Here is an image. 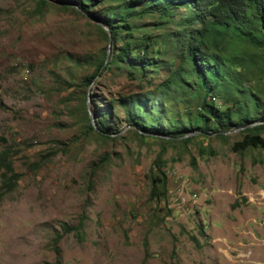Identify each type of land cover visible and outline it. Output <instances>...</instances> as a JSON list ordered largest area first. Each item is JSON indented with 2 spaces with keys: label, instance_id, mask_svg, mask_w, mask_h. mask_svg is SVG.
I'll return each mask as SVG.
<instances>
[{
  "label": "rangeland",
  "instance_id": "374dc122",
  "mask_svg": "<svg viewBox=\"0 0 264 264\" xmlns=\"http://www.w3.org/2000/svg\"><path fill=\"white\" fill-rule=\"evenodd\" d=\"M190 14L187 5L170 19L143 14L110 44L109 27L73 8L0 0V152L9 151L19 176L0 201V264H264V149L235 152L246 129L221 137L214 121L199 118L205 91L196 76L166 86L190 67L173 47ZM128 42L148 44L141 56L157 67L116 63L85 82ZM244 49L232 67L242 83L230 76L246 93L232 91L227 77L229 88L207 100L249 108L259 120L264 60L250 44ZM134 96L158 102L147 121L193 130L192 142L138 134L124 105ZM100 112L110 114L109 133L120 131L114 139L100 136ZM233 121L226 130L242 128ZM159 164L167 193L152 200Z\"/></svg>",
  "mask_w": 264,
  "mask_h": 264
},
{
  "label": "trees",
  "instance_id": "16d2710c",
  "mask_svg": "<svg viewBox=\"0 0 264 264\" xmlns=\"http://www.w3.org/2000/svg\"><path fill=\"white\" fill-rule=\"evenodd\" d=\"M49 0H41V5L45 6ZM52 2L61 4L64 9H75L83 15H88L92 20L99 22V28L103 30L102 25L111 29L112 37L116 41L123 32L130 34L133 30V19L146 13H159L165 18H174L179 7L185 5L191 9V14L187 23L188 29L178 32L173 42L174 49L178 46L181 48L183 63L189 65V69H181L183 73H173V77L167 81V84L176 83L181 87L184 84L185 75L196 76L198 88H203L204 102L200 106L199 118L207 124L214 121L219 127V136L230 132L225 126L231 125L234 117L239 119V126L246 127L253 125L255 122L264 123V111L260 114L259 120H255L254 110L242 108L234 112L231 108L221 110L222 105H216L207 100L220 89H228L225 86V80L230 78L232 91L243 92L239 86V75L232 70L233 66L244 62L245 47L250 44L252 47L262 53L264 60V0H51ZM117 5L111 4V9L103 12L95 11V8L103 3L115 2ZM114 7V9H112ZM140 11H137V10ZM102 24V25H101ZM117 24V25H116ZM104 32H106L104 30ZM107 33V32H106ZM107 35V34H106ZM108 36V35H107ZM182 39V40H181ZM245 46V47H244ZM149 45L143 43H126L118 50L113 59L106 62L107 54L98 64H95L94 75L87 77L85 82L92 83L102 70H110L116 63H125L129 65H138V68L145 70L148 66H155V63H148L147 59L141 55L149 54ZM232 49V53L226 55L225 50ZM146 55V56H147ZM241 68V67H240ZM180 70V71H181ZM185 70H188L185 71ZM234 73L237 82L230 76ZM177 78V81H176ZM184 81V82H183ZM224 83V86H223ZM195 83L193 84V86ZM196 90V91H197ZM246 93V92H243ZM256 98V97H255ZM253 98V101L255 100ZM252 99V98H251ZM157 101L147 100L144 97H129L125 101V107L129 124L134 126L137 133L142 131L141 136H159V138L168 139L169 142H181L189 144L193 140V136L186 137L194 131H177L170 132L169 128H164L157 123L147 121V116L157 114ZM260 108V102L255 103ZM257 108V109H258ZM256 112V111H255ZM259 114V113H258ZM100 117L99 133L100 136L107 139H114L120 131L109 133L108 120L110 114L96 113ZM257 119V118H256ZM90 131L95 132L93 125L89 126ZM201 136H207L206 128ZM222 130V131H220ZM264 130V124L257 127H248L245 131L248 135L242 141L234 143L233 150L235 152L245 151L249 148L264 149V139L260 136V132ZM165 136V137H163ZM204 153V150L200 151ZM159 164L158 175L151 177L152 189L150 190V198L152 200H162L167 193L168 179L164 172L161 171ZM0 201L14 192L19 181L11 155L9 151L0 152ZM58 264H60L58 262Z\"/></svg>",
  "mask_w": 264,
  "mask_h": 264
},
{
  "label": "water",
  "instance_id": "95a60500",
  "mask_svg": "<svg viewBox=\"0 0 264 264\" xmlns=\"http://www.w3.org/2000/svg\"><path fill=\"white\" fill-rule=\"evenodd\" d=\"M102 25V24H101ZM108 30H109V28H107ZM109 36H110V44H111V42H112V33H111V30H109ZM107 62H108V59L106 60V64H107ZM90 116H91V120H92V122H93V126H94V128L96 129V126H95V124H94V117H93V115L91 114V112H90ZM261 124H264L263 122H256V123H254L253 125H250V126H246V127H242V128H239V129H237V130H233V131H230V132H227L226 134H231V133H236V132H239V131H242V130H245L246 128H248V127H254V126H256V125H261ZM132 127H134V126H132ZM135 128V127H134ZM195 135V133L193 132L192 134H188V135H186V136H184V138H186V137H190V136H194ZM163 137H165V136H163Z\"/></svg>",
  "mask_w": 264,
  "mask_h": 264
}]
</instances>
